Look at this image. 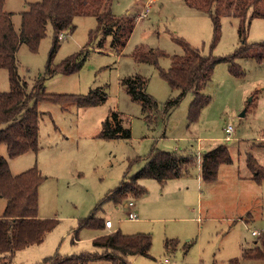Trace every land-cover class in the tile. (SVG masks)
Listing matches in <instances>:
<instances>
[{
    "label": "rangeland",
    "instance_id": "rangeland-1",
    "mask_svg": "<svg viewBox=\"0 0 264 264\" xmlns=\"http://www.w3.org/2000/svg\"><path fill=\"white\" fill-rule=\"evenodd\" d=\"M38 1L6 0L4 10L12 14L16 31L20 30L22 13ZM107 2L113 15L133 28L122 40H128L126 45L114 47L112 36L97 32L95 15L77 16L74 31L60 35L53 67L89 49L81 70L69 75L57 73L44 81L48 94L87 95L101 89L107 100L90 108L42 102L39 150L10 159L7 147L0 148L13 174L34 166L41 171L45 180L38 190V217L58 221L42 243L17 251L13 264H39L56 254L94 252L93 240L101 231L79 228V221L92 212L108 216L112 231L151 234L150 258L131 256L128 260L132 264H228L231 259L240 258L242 251L251 248L264 234V181L262 185L251 181L248 185L252 186L229 181L252 176L247 163L249 155L264 167V59L260 62L254 57L256 49L237 59L243 76L232 75L227 63L216 65L205 88L209 104L197 121L191 122L189 118L195 97L192 92L186 93L165 116L166 103L177 98L181 90H173L159 69H169L172 57L187 51L213 57L233 54L242 45L238 33L240 20L232 14L221 17L220 41L214 44L212 18L185 0ZM147 5L148 16L141 17ZM246 29L248 43L264 41V18L253 19ZM53 33L52 24L48 23L37 52L25 43L18 50V72L28 82L29 90L45 75ZM141 45L163 51L165 56L158 65L138 63L132 53ZM135 75L147 79V93L159 104L157 113L144 114L140 103L133 101L122 85L124 78ZM10 90L9 72L0 69V92ZM113 111L121 113L131 127V139L98 137L102 122ZM229 124L234 132L228 140L225 129ZM219 144L229 148L233 164L221 168L216 183L203 182L198 178L199 158ZM153 148L194 155L197 163L180 178L165 183L140 178L138 184L145 194L131 195L122 205L103 202L109 192L145 166ZM130 201L135 204L136 220L128 218L125 203ZM252 231L261 236H253ZM169 240L177 242L175 250L170 244L167 248ZM241 264L264 261L241 260Z\"/></svg>",
    "mask_w": 264,
    "mask_h": 264
},
{
    "label": "trees",
    "instance_id": "trees-1",
    "mask_svg": "<svg viewBox=\"0 0 264 264\" xmlns=\"http://www.w3.org/2000/svg\"><path fill=\"white\" fill-rule=\"evenodd\" d=\"M108 0H40L29 4L21 15L20 30L16 31L12 14L4 10L6 0H0V69H7L11 90L0 92V148L7 147L10 159L22 156L30 151L39 150L40 121L44 112L39 109L42 102L65 106L76 104L78 108L98 106L107 100V95L101 90L91 91L87 95L48 94L45 91L46 78L57 73L73 74L81 70L89 49L80 54L68 57L61 64L53 67L54 57L60 46V35L65 31H74V19L77 16L95 15L98 22L97 32L113 37V46L124 47L128 40L124 36L132 32L129 23L124 24L122 18H117L108 8ZM197 10L207 13L212 18L215 31V43L221 37V17L231 15L240 20L239 36L242 45L231 55L223 57L205 56L195 51H187L183 55L172 57L169 69H159L161 77L168 82L173 90H181V94L168 100L164 115L178 105L183 96L192 92L195 97L190 107L191 122L198 120L202 109L209 104L205 88L212 78L216 65L227 63L229 72L234 76H243L242 67L236 62L239 58L250 55L256 49L254 57L258 61L264 59V41L251 44L246 39V28L255 18H264V0H185ZM260 3L262 4L261 6ZM52 24L53 41L44 76L33 84L31 90L26 80L18 72L17 53L25 43L32 52H37L42 39L46 36L47 25ZM127 29L126 32H124ZM124 30V31H123ZM122 31V32H121ZM91 39V37H90ZM90 40V44H91ZM103 44H99L102 48ZM138 63L158 65L163 51L147 49L138 46L132 53ZM128 95L140 103L144 114L157 113V100L147 93V79L135 75L122 80ZM65 108V107H63ZM152 119V118H151ZM104 140H129L132 131L123 115L113 111L102 122L98 135ZM194 155L165 152L152 149L146 158L145 166L129 181L109 192L103 202L122 205L131 195L143 196L145 190L138 184L140 178H154L161 183L169 179L179 178L196 164ZM233 163L229 148L219 144L201 156V177L204 182L217 180L222 165ZM247 163L252 171V180L261 184L264 181V167L251 155ZM45 177L34 166L20 174L11 172L7 158L0 151V264H13L17 251L43 242L46 234L52 231L58 221L38 217V190ZM2 202L4 205L2 207ZM79 228H90L105 231L104 215L97 216L95 212L79 221ZM176 249L177 242L169 240L167 244ZM190 244L186 246L188 250ZM94 252H83L72 256L56 254L45 258L39 264H132L131 256L150 258L152 247L151 234H123L115 230L102 234L93 240ZM245 261H264V234L257 239L249 249H244L240 258H233L228 264H241Z\"/></svg>",
    "mask_w": 264,
    "mask_h": 264
},
{
    "label": "built area",
    "instance_id": "built-area-1",
    "mask_svg": "<svg viewBox=\"0 0 264 264\" xmlns=\"http://www.w3.org/2000/svg\"><path fill=\"white\" fill-rule=\"evenodd\" d=\"M149 10H150V5H147L146 11L141 14V17L142 16L143 17H147ZM225 132L227 134V139L229 140L231 138V134L234 132L233 125H230V124L227 125V127L225 129ZM127 207L129 208L128 218L130 220H136L138 215L133 211L134 202L133 201L128 202ZM106 227L107 228H112L113 227V224H112L111 220H107L106 221ZM252 235L258 237V236L261 235V233L258 232V231H252Z\"/></svg>",
    "mask_w": 264,
    "mask_h": 264
},
{
    "label": "crops",
    "instance_id": "crops-1",
    "mask_svg": "<svg viewBox=\"0 0 264 264\" xmlns=\"http://www.w3.org/2000/svg\"><path fill=\"white\" fill-rule=\"evenodd\" d=\"M153 1H156V0H150V3L151 2H153ZM216 147V146H215ZM26 154H28V153H26ZM25 155V154H24ZM23 156V155H22ZM21 157V156H20ZM145 163H146V161H145ZM233 164V163H232ZM198 165H199V168H198V178H199V180H201V181H203L202 180V177H201V169H200V165H201V157L199 158V161H198ZM231 165V164H230ZM223 166H228V165H222L221 167H220V169H219V174H218V178H217V180L216 181H214V182H212V183H216L218 180H219V176H220V171H221V168L223 167ZM11 169V168H10ZM12 172V171H11ZM15 175V174H14ZM17 175V174H16ZM183 176V175H182ZM181 177V176H180ZM179 177V178H180ZM252 176H249L248 178H244V177H241V176H238L237 178H238V181H236V179L234 180L233 178H230V179H232V180H229V181H233L235 184H244V185H247V186H252V185H248L251 181H253V182H255L256 184H258V185H262V183L261 184H259V183H257L256 181H254V180H252V178H251ZM204 182V181H203ZM125 204H128L127 202L125 203ZM116 206V205H115ZM117 207V206H116ZM134 207H135V204H134ZM133 210H134V208H133ZM104 217H105V214H104ZM107 218H105V220L107 221V220H110V218L108 217V216H106ZM113 228V227H112ZM112 228H107L106 227V230L105 231H101L100 233L101 234H99L97 237H99V236H101L102 234H104V233H107V232H111L112 231ZM110 230V231H109ZM261 236V235H260ZM96 237V238H97ZM259 239V238H258ZM242 253H243V251H242ZM243 261H245V260H243ZM130 263H131V261H130Z\"/></svg>",
    "mask_w": 264,
    "mask_h": 264
},
{
    "label": "water",
    "instance_id": "water-1",
    "mask_svg": "<svg viewBox=\"0 0 264 264\" xmlns=\"http://www.w3.org/2000/svg\"><path fill=\"white\" fill-rule=\"evenodd\" d=\"M245 112L242 113V115H244Z\"/></svg>",
    "mask_w": 264,
    "mask_h": 264
}]
</instances>
